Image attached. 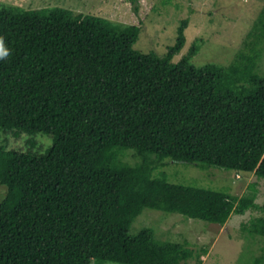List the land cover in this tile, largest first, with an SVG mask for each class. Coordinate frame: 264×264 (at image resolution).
I'll return each instance as SVG.
<instances>
[{
  "label": "trees",
  "instance_id": "16d2710c",
  "mask_svg": "<svg viewBox=\"0 0 264 264\" xmlns=\"http://www.w3.org/2000/svg\"><path fill=\"white\" fill-rule=\"evenodd\" d=\"M187 27L161 56L135 49L139 25L0 6V264H202L208 248L161 242L150 228L131 234L134 220L150 208L222 226L264 212L254 193L156 171L170 159L264 178V8L227 66H194L197 46L174 63ZM9 134L53 145L26 153L1 139ZM129 150L138 163L122 159ZM243 230L264 237V216Z\"/></svg>",
  "mask_w": 264,
  "mask_h": 264
},
{
  "label": "rangeland",
  "instance_id": "374dc122",
  "mask_svg": "<svg viewBox=\"0 0 264 264\" xmlns=\"http://www.w3.org/2000/svg\"><path fill=\"white\" fill-rule=\"evenodd\" d=\"M0 6L26 10L63 7L123 25H139L141 33L135 49L161 56L176 44L181 22L187 19L186 43L172 61L178 63L197 46L191 62L203 67L210 63L227 66L234 61L244 50L248 34L264 8V0H0ZM258 72L264 75V44ZM5 138L16 150L37 155L45 154L53 145L52 137L45 134L1 136ZM29 141L34 143L29 144ZM122 159L130 164L140 161L131 150ZM165 162L166 166L156 171L165 172L172 183L228 192L236 197L254 193L256 203L264 204V178L256 174L214 166L202 168L170 159ZM7 192V186L0 184V203ZM259 216H264V212L251 209L244 215L232 214L221 226L146 208L134 220L130 233L150 228L161 242H187L195 250L208 248L202 256V264H257V259L264 256V237L249 235L243 226ZM189 264H196V260L192 259Z\"/></svg>",
  "mask_w": 264,
  "mask_h": 264
},
{
  "label": "clouds",
  "instance_id": "9594fccd",
  "mask_svg": "<svg viewBox=\"0 0 264 264\" xmlns=\"http://www.w3.org/2000/svg\"><path fill=\"white\" fill-rule=\"evenodd\" d=\"M0 47H2V44H0ZM6 54V53H5Z\"/></svg>",
  "mask_w": 264,
  "mask_h": 264
}]
</instances>
